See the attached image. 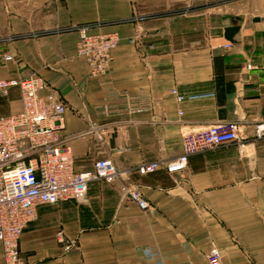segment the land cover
I'll list each match as a JSON object with an SVG mask.
<instances>
[{
    "label": "crops",
    "instance_id": "crops-1",
    "mask_svg": "<svg viewBox=\"0 0 264 264\" xmlns=\"http://www.w3.org/2000/svg\"><path fill=\"white\" fill-rule=\"evenodd\" d=\"M80 24L120 35L101 75L76 53ZM32 73L66 106L58 132L75 170L110 159L121 174L90 181L84 202L39 206L23 264H158L145 250L207 264L212 246L222 264H264V0H0V79ZM20 109L17 87L0 96V114ZM229 120L240 142L138 173L177 158L184 133Z\"/></svg>",
    "mask_w": 264,
    "mask_h": 264
},
{
    "label": "built area",
    "instance_id": "built-area-1",
    "mask_svg": "<svg viewBox=\"0 0 264 264\" xmlns=\"http://www.w3.org/2000/svg\"><path fill=\"white\" fill-rule=\"evenodd\" d=\"M76 53L89 66V74L105 73L111 60V51L119 41L116 31L90 33L86 25L77 27ZM132 41V39H131ZM229 46V45H227ZM3 58L11 59L4 54ZM45 79L36 73L23 78L0 79V96H7L12 87L19 89L21 109L0 114V246L3 264H23L20 258L19 238L24 227L36 218L41 205H55L64 200L84 202L90 181L114 182L121 174L110 159H98L91 169L74 168L70 147L58 132L64 102L52 94H42ZM176 94L178 100L182 96ZM240 124L236 120L223 121L182 135V153L169 161L152 160L137 167L140 174L158 169L181 171L188 155L228 143L240 142ZM264 131V121L256 125ZM127 196L141 209L149 204L137 189L127 190ZM60 234V233H59ZM148 259L160 263L159 255L145 250ZM218 247L212 246L207 264H222Z\"/></svg>",
    "mask_w": 264,
    "mask_h": 264
},
{
    "label": "rangeland",
    "instance_id": "rangeland-1",
    "mask_svg": "<svg viewBox=\"0 0 264 264\" xmlns=\"http://www.w3.org/2000/svg\"><path fill=\"white\" fill-rule=\"evenodd\" d=\"M80 25H86L87 27H88V29H89V26H91V25H89V24H80ZM79 25H77V27H78ZM77 27H76V30H77ZM20 251V250H19Z\"/></svg>",
    "mask_w": 264,
    "mask_h": 264
}]
</instances>
